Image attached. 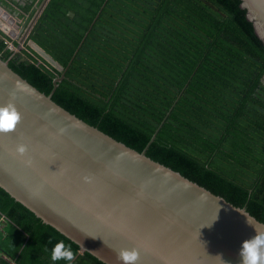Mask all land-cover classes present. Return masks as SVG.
<instances>
[{"label": "trees", "instance_id": "obj_1", "mask_svg": "<svg viewBox=\"0 0 264 264\" xmlns=\"http://www.w3.org/2000/svg\"><path fill=\"white\" fill-rule=\"evenodd\" d=\"M42 2L0 0L25 18ZM239 5L48 0L26 41L63 70L27 43L25 52H9L1 32L0 57L45 95L64 74L52 101L137 152L160 126L148 158L264 224V47ZM0 215V264H53L50 250L60 239L76 253L72 264H103L2 189Z\"/></svg>", "mask_w": 264, "mask_h": 264}, {"label": "water", "instance_id": "obj_2", "mask_svg": "<svg viewBox=\"0 0 264 264\" xmlns=\"http://www.w3.org/2000/svg\"><path fill=\"white\" fill-rule=\"evenodd\" d=\"M239 1L264 47V0ZM47 2L36 10L25 39ZM27 44L63 70L34 42ZM63 78L53 79L45 95L0 57V105L14 93L21 116L15 131L0 134V189L75 243L79 254L103 264H121L117 252L133 248L137 264H239L241 242L254 229L264 231V224L148 158L160 126L137 152L57 105L51 97ZM18 144L26 145L25 157L15 155ZM24 159H31L30 167Z\"/></svg>", "mask_w": 264, "mask_h": 264}, {"label": "clouds", "instance_id": "obj_3", "mask_svg": "<svg viewBox=\"0 0 264 264\" xmlns=\"http://www.w3.org/2000/svg\"><path fill=\"white\" fill-rule=\"evenodd\" d=\"M14 99L15 94L12 93L10 94V99L5 104L0 105V134H8L15 131L21 119L20 113L13 103ZM14 151L16 156L25 157L27 147L24 144H18ZM22 163L26 167H30L32 161L31 159H24ZM83 180L85 183H88L90 182V177L84 176ZM52 239L49 238V244H52ZM45 251H48V249L45 248ZM238 256L239 264H264V231L254 229V235L241 242ZM216 257L221 259L219 255ZM50 259L53 264H56L58 261L72 264L76 259V253L73 251L70 243H66L65 240L60 239L53 244L50 250ZM116 259L121 264H137L139 253L135 248L131 250L120 249L116 254ZM223 264H227V262L223 261Z\"/></svg>", "mask_w": 264, "mask_h": 264}, {"label": "rangeland", "instance_id": "obj_4", "mask_svg": "<svg viewBox=\"0 0 264 264\" xmlns=\"http://www.w3.org/2000/svg\"><path fill=\"white\" fill-rule=\"evenodd\" d=\"M0 10H1V8H0ZM35 12L29 18L21 17L18 20L13 19L11 24H7V29L12 30L15 34L13 38H9L8 40H6V42L10 43V44H8V46L10 48H12L13 52L21 53V51L24 47L23 42L26 41L25 37H24V33H25L29 23L33 19ZM2 14L3 13L1 10L0 11V22L5 24L6 21H4V20H6V18L5 19L2 18V16H1Z\"/></svg>", "mask_w": 264, "mask_h": 264}, {"label": "flooded vegetation", "instance_id": "obj_5", "mask_svg": "<svg viewBox=\"0 0 264 264\" xmlns=\"http://www.w3.org/2000/svg\"><path fill=\"white\" fill-rule=\"evenodd\" d=\"M0 8H1V10H2V18H7L6 17V14H9V16L11 17V19H10V22L12 23V20L14 19V20H18V19H20L21 17H25V15L24 14H22V13H18V9L15 7V6H13V5H10L9 6V8L7 7V6H5L3 3H0ZM0 10V11H1ZM3 23H1L0 22V32L2 33V34H4L7 38H8V36L6 35V33H4V28H3ZM9 39V38H8ZM26 40V39H25ZM25 43H27L28 41H24ZM27 46H28V44H26ZM23 52H25V51H23ZM18 54V53H17Z\"/></svg>", "mask_w": 264, "mask_h": 264}, {"label": "crops", "instance_id": "obj_6", "mask_svg": "<svg viewBox=\"0 0 264 264\" xmlns=\"http://www.w3.org/2000/svg\"><path fill=\"white\" fill-rule=\"evenodd\" d=\"M6 17H7L6 20H4L6 21V23L3 25V28L7 29V24H11L10 22L11 17L9 16V14H6ZM4 222H5V218L2 215H0V233L6 236L5 231H4L6 225H4L5 224Z\"/></svg>", "mask_w": 264, "mask_h": 264}, {"label": "built area", "instance_id": "obj_7", "mask_svg": "<svg viewBox=\"0 0 264 264\" xmlns=\"http://www.w3.org/2000/svg\"><path fill=\"white\" fill-rule=\"evenodd\" d=\"M6 40H8V38H5V39H4V43H5V45H6V48L9 50V52H11V53H13V54H14V53H18V52H13V51H12V48H10V47L8 46V44H10V43L6 42ZM24 43H25V42H23V45H24ZM21 47H22V46H21ZM24 47H25V46H24ZM24 47H23L22 51H25V50H24ZM22 51H21V52H22Z\"/></svg>", "mask_w": 264, "mask_h": 264}]
</instances>
